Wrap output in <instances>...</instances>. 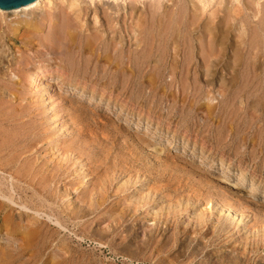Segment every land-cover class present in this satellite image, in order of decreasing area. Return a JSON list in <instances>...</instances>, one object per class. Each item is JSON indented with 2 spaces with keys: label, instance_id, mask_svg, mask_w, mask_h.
<instances>
[{
  "label": "rangeland",
  "instance_id": "obj_1",
  "mask_svg": "<svg viewBox=\"0 0 264 264\" xmlns=\"http://www.w3.org/2000/svg\"><path fill=\"white\" fill-rule=\"evenodd\" d=\"M150 1L82 16L92 60L2 30L0 264H264V1L194 24ZM208 21L226 39L207 74Z\"/></svg>",
  "mask_w": 264,
  "mask_h": 264
},
{
  "label": "bare ground",
  "instance_id": "obj_2",
  "mask_svg": "<svg viewBox=\"0 0 264 264\" xmlns=\"http://www.w3.org/2000/svg\"><path fill=\"white\" fill-rule=\"evenodd\" d=\"M133 1V4L131 3V7L133 8V10H137L135 8H138L141 11H144L146 0ZM178 1H185L188 5L187 10L183 11V8L179 7L180 4L178 3ZM263 1L264 0H151V4H156V6L158 5V7H162V10H160V12L149 10L148 12L150 13L152 19L156 15L158 20H160L161 22L163 18H166L168 20H176L179 17L181 19L189 20L191 24H194L195 21L199 19V17H201V8H206L213 2H216V4H220L222 6L224 17L229 19L234 17L239 12V10L241 9V5L245 7L246 10H254V16H252L253 18H255V16L262 12L261 9L263 8ZM126 2L127 0H34L31 3L23 4L18 7L0 6V39L4 38V34L2 32V30H4L6 36L9 37V39H12L14 43L17 40L21 39L22 43L26 45L27 48L33 47L38 44L39 46H43L46 49H53L55 50V52H58L60 54L63 52V50H71L73 47L78 48L80 46H85V50L88 48L86 52H88L89 55H85L86 52L82 51L80 52L81 59L86 57L88 60H92L95 57L94 41L90 38L82 41L81 39L79 40L78 37L79 29L81 30L83 28V26L85 25L83 22L86 21H84L82 16L86 15L90 9H93L94 13L92 14L96 22L98 18V15L96 13V4L101 3L107 8V10H112L117 13L119 9L117 10L116 8H114V6H123V8H126ZM112 11H106V15L110 16V12ZM11 15H14V17L8 19L7 17ZM3 18H5V25L3 24ZM203 26L204 29L202 30L203 32L205 30L207 31L206 33L208 35V44L210 46L205 49L206 51L204 50L200 57L196 56V58L198 57L197 59L200 60L199 62L202 61L207 64L211 63V57L217 56V54L220 52V49H222V45L225 42L224 40L226 39V31L218 28V26L211 25L209 21L206 22ZM81 41L83 42V44ZM217 43L218 46H220V49H216L219 51L216 53V50H213V45ZM36 51L41 53L40 49H36ZM20 58L23 59V56H20ZM96 59L97 63L100 62V60L105 59L108 66L112 65V62L110 61V58H108V55L100 56L98 54ZM204 63H202L203 66ZM188 64L189 63H187L186 66H188ZM209 65L210 64L206 65L207 71H205L207 72V74L211 73V69H208ZM120 69L123 70L122 67H120ZM50 73L51 71L48 70L46 66H43L42 68H36L33 71H30L27 82L33 88L38 87L39 85L42 86V89L46 93L48 92L51 85L48 83H43V79H45V77H47L48 75H51ZM223 210L225 214L230 215V219L233 222H243L241 221V218L237 216V213L235 211L228 209Z\"/></svg>",
  "mask_w": 264,
  "mask_h": 264
},
{
  "label": "water",
  "instance_id": "obj_3",
  "mask_svg": "<svg viewBox=\"0 0 264 264\" xmlns=\"http://www.w3.org/2000/svg\"><path fill=\"white\" fill-rule=\"evenodd\" d=\"M34 0H0L1 7H18L23 4H28Z\"/></svg>",
  "mask_w": 264,
  "mask_h": 264
}]
</instances>
